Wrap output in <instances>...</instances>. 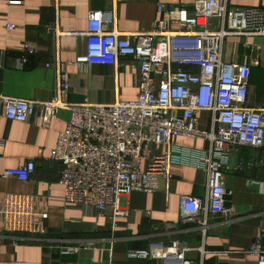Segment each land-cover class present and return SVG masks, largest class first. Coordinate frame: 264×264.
<instances>
[{
  "label": "built area",
  "instance_id": "built-area-1",
  "mask_svg": "<svg viewBox=\"0 0 264 264\" xmlns=\"http://www.w3.org/2000/svg\"><path fill=\"white\" fill-rule=\"evenodd\" d=\"M158 13L160 18L150 31L122 35L110 13L91 12L86 52L74 61L58 63L55 97L47 102L0 97L2 114L19 123L34 117L47 129L59 111L71 112L72 119L52 152L61 166L58 184L65 189L64 203L95 210L112 220L131 214L122 206V198L133 193L151 195L162 189V183L169 185L175 165L205 171L207 195L180 201L182 222L198 230L204 240L213 217L236 218L234 207L226 202L225 165L231 153L240 147H264V108L248 106L251 66L226 63L223 58L229 38L264 39V9L232 8L229 0H196L191 9L159 3ZM38 52L25 42L20 69ZM6 57L7 52L0 50V69ZM120 57H131L138 64L136 100L108 105L68 102V66L88 72L91 65ZM201 114L207 115L206 129L200 126ZM180 138L202 140L208 147H181L175 143ZM35 170L36 163L29 161L5 171L3 177L28 181ZM39 199L37 195H5L0 203L5 232L44 241L49 215L36 210ZM55 249L62 256H75L99 248L88 241H60ZM190 251L180 242L170 246L153 242L146 249L128 252L127 258L195 264L188 258ZM198 251L206 253L203 246ZM246 253L256 264H264V226Z\"/></svg>",
  "mask_w": 264,
  "mask_h": 264
},
{
  "label": "crops",
  "instance_id": "crops-1",
  "mask_svg": "<svg viewBox=\"0 0 264 264\" xmlns=\"http://www.w3.org/2000/svg\"><path fill=\"white\" fill-rule=\"evenodd\" d=\"M196 0H0V50L7 52L0 69V97L47 102L55 97L58 63L76 60L86 52L88 17L91 12L110 13L122 35L150 31L159 20L158 4L191 9ZM232 8L264 9V0H229ZM9 25L17 28L10 30ZM111 27V28H115ZM49 30V31H48ZM31 43L39 52L19 67L22 46ZM261 46V50L247 47ZM224 61L251 66L248 106L264 108V39L229 38ZM70 79L68 102L81 105H108L134 101L139 95V68L131 57L91 65L88 72L67 67ZM0 101V203L7 194L37 195L39 213L49 215L48 236L44 241L27 235L5 232L0 218V264H160L158 261L129 260L127 253L146 249L151 243L166 246L174 242L188 245V258L195 264H256L247 254L258 230L264 226V147H240L226 163L225 187L228 205L236 218L213 217L207 237L181 220L182 197L203 198L209 180L203 170L175 165L169 185L154 194L133 193L121 200L131 212L116 220L95 210L64 203L65 189L58 184L60 164L52 157L59 136L72 119V113L59 111L47 129L32 117L26 123L11 122L3 116ZM201 128L208 127L201 114ZM181 147L202 150L208 144L198 139L175 140ZM36 163L28 181L4 178L9 169ZM60 241H88L98 250H84L75 256H62L55 246ZM203 246L205 254L198 249Z\"/></svg>",
  "mask_w": 264,
  "mask_h": 264
}]
</instances>
